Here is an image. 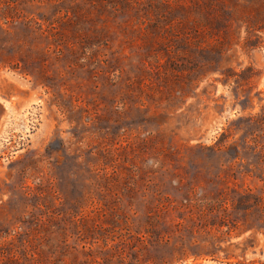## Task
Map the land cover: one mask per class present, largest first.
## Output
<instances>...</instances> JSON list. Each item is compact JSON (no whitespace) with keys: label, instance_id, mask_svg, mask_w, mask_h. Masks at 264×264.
I'll return each instance as SVG.
<instances>
[{"label":"rangeland","instance_id":"1","mask_svg":"<svg viewBox=\"0 0 264 264\" xmlns=\"http://www.w3.org/2000/svg\"><path fill=\"white\" fill-rule=\"evenodd\" d=\"M0 264H264V0H0Z\"/></svg>","mask_w":264,"mask_h":264}]
</instances>
